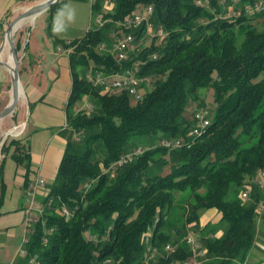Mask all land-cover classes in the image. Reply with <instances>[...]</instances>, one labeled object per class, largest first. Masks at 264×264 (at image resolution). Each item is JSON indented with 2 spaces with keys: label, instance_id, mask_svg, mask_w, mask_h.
<instances>
[{
  "label": "trees",
  "instance_id": "trees-1",
  "mask_svg": "<svg viewBox=\"0 0 264 264\" xmlns=\"http://www.w3.org/2000/svg\"><path fill=\"white\" fill-rule=\"evenodd\" d=\"M89 1L91 23L82 36L57 38L52 21L48 26L56 47L73 49L67 142L56 176L37 195L40 210L26 217L28 254L20 264L33 255L41 264H145L154 248L158 264L184 260L191 255L184 241L189 225L207 209L217 210L225 226L221 237L214 236L212 222L199 228L205 264L245 263L263 215L257 212L263 190H253L248 203L240 195L264 169V10L248 13L243 5L264 0H112L107 11L104 2ZM61 2L47 10L51 20ZM144 6L153 7L155 27L168 34L160 39L139 30L141 49L119 61L115 35ZM136 66L144 81L139 96L105 92L86 78L91 71L123 73ZM200 108L209 110L210 124L194 135ZM165 139L181 145L163 146ZM138 147L142 155L118 164ZM32 156L25 134L1 146L0 215L6 161L23 168L28 190L37 178H31ZM182 193L188 197L179 199ZM168 244L176 248L169 255Z\"/></svg>",
  "mask_w": 264,
  "mask_h": 264
},
{
  "label": "crops",
  "instance_id": "crops-1",
  "mask_svg": "<svg viewBox=\"0 0 264 264\" xmlns=\"http://www.w3.org/2000/svg\"><path fill=\"white\" fill-rule=\"evenodd\" d=\"M23 3L25 1L22 0H0V24L15 17V13L23 7ZM3 30L5 29L0 25V33ZM51 45L52 51L58 57L57 70L52 74L53 82L57 83L58 86L49 91L36 88L33 85H28L27 89L23 87L24 96L28 100L24 104L25 109L27 105L29 108L31 103H33V108L29 113L28 120L25 118L24 120L21 119L20 122L18 121L19 124H24L21 133L18 134L23 133L29 136L32 144V160L35 172L31 178L42 177L46 182H51L56 176L64 154L68 129L67 104L72 89L69 54L64 48L56 47L52 39ZM5 50L0 53V85L2 87L8 86L9 79L11 81L10 71L2 63L6 62L10 56L9 50ZM10 100L11 90L2 110L9 104ZM24 174L23 168L17 166L14 161L11 159L6 161L7 195L0 215V246L20 245V253L11 264H20L22 260L20 256H22L21 249L25 238L23 240L14 238V227L25 223L31 205V201L26 195L27 190L24 187ZM36 199L38 200L37 196Z\"/></svg>",
  "mask_w": 264,
  "mask_h": 264
},
{
  "label": "rangeland",
  "instance_id": "rangeland-1",
  "mask_svg": "<svg viewBox=\"0 0 264 264\" xmlns=\"http://www.w3.org/2000/svg\"><path fill=\"white\" fill-rule=\"evenodd\" d=\"M44 0H33L25 1L23 7L20 8L16 13L15 17L5 20L4 28H7L8 24L24 12L30 6L38 4ZM51 12H43L39 14L32 23L28 22L15 37V44L17 46L18 42L20 43V50L18 55L22 57L20 68L23 67V71L20 74L21 82L24 89L28 85H33L36 88H42L44 90H52L58 86L57 83L53 82L52 74L56 72L57 60L58 57L52 51L51 38L49 36V24L52 21L51 32L52 34L61 39L69 40L76 37L82 36L90 27L91 23V2L89 0L77 1V0H62L60 8L53 12V19L51 20ZM4 38V30L0 33V48L2 40ZM5 49V48H4ZM9 50V47H8ZM7 51V49L5 50ZM68 53V52H67ZM69 54V53H68ZM10 57V56H9ZM25 60V61H24ZM7 62V60H6ZM6 70V69H5ZM8 86L0 87V112L4 103H6L10 90H11V81L9 79ZM10 84V86H9ZM206 103L210 106V103L213 101L212 91H207L205 93ZM6 98V99H5ZM27 98L22 96L19 102V108L13 116L5 118L0 123V138L5 134L8 129L15 128L20 126L19 124L21 119L29 118V109L28 105L25 109V103ZM24 105V107H23ZM19 121V122H18ZM22 121V120H21ZM4 126V127H3ZM20 133L22 131V126ZM18 127V128H20ZM23 135H10L19 137ZM141 147V144H140ZM139 148V147H138ZM0 158H1V146H0ZM264 171V169L260 170ZM259 172V171H258ZM257 175V174H256ZM254 180L248 184V188L255 190ZM246 186L241 192L245 190ZM254 193V191H253ZM252 193V194H253ZM188 197L187 193H182L179 196V199H185ZM241 198V195H240ZM253 199L252 197L248 200ZM263 199L262 197L259 199ZM244 201V200H243ZM249 202V201H244ZM31 217H34L37 214L35 206L30 207ZM259 214V213H258ZM261 215V214H260ZM264 215V214H263ZM257 217V239L254 246L252 247L248 260L245 263L234 262L233 264H264V216ZM207 222H212L213 230L216 232L215 237H221L223 234V228L225 223L222 222L221 214L215 209L202 210L199 214V220L197 224L193 223L189 225V233L197 234L199 228L205 225ZM14 238L18 240H23L26 237V223H22L14 227ZM20 253V245L16 244L14 246L9 244L5 246H0V264H11ZM160 256L157 255L154 258V261H151V264H158Z\"/></svg>",
  "mask_w": 264,
  "mask_h": 264
},
{
  "label": "built area",
  "instance_id": "built-area-1",
  "mask_svg": "<svg viewBox=\"0 0 264 264\" xmlns=\"http://www.w3.org/2000/svg\"><path fill=\"white\" fill-rule=\"evenodd\" d=\"M96 1V0H93ZM104 2L106 7V11L111 8L110 2L112 0H100ZM201 4H204V0H198ZM232 2L237 5L241 2V0H232ZM243 9L245 11H252V13L260 12L264 10V1H258L254 3H246L243 5ZM96 24L102 26L105 23L103 16H98L96 18ZM123 29L120 30L119 34L115 35L116 41L113 48V53L119 61H127L129 59L130 53L139 51V45L136 43L137 36L136 33L139 30H144L146 35L156 36L160 39L164 38L168 33L165 30H160L159 27H155L154 22L152 21L151 14V6L143 7L142 9H138L132 15H128L124 21H122L120 25ZM140 44V43H139ZM102 48L106 47V44L103 43ZM73 49H68V53L72 52ZM139 67L136 66L132 69L126 70L123 73H112V74H103L102 72H88L86 74V78L93 82L94 85L100 86L104 89L105 92H122L127 91L129 94L133 96H139L140 92V84L143 81V78L137 76ZM85 107H92L91 104L87 102L84 105ZM194 127L192 133H201L203 131V123L205 121H210L209 110L207 108H200L195 111L194 114ZM163 146L170 148H177L181 145L180 140L174 139H165L162 142ZM145 150L143 148H137L132 153L128 154L127 157H123L118 161L119 165L127 162L128 160H132L134 157L138 155H142ZM46 181L42 177H38L33 184H31L26 192L28 200L31 201L30 207L35 206V210H40V203L36 199V196L41 191V189L45 186ZM254 184L260 190L264 191V171H259L257 175L254 177ZM246 186L245 190L241 192V198L243 200H248L251 198L253 190ZM65 213L67 212L64 210ZM257 212L259 214H264V197L261 199L257 206ZM35 217V216H34ZM26 241V237L24 242ZM185 243L189 246L191 255L184 260H176L170 264H205L207 260V247L204 244V241L197 235L193 233H189L184 239ZM176 250L171 244H168L165 247V253L167 255L173 253ZM158 250L156 248L153 249L152 253L146 255L145 264H151V261L157 257ZM27 250L24 248L21 249L22 257L27 256ZM28 264H40V260L37 255H33L30 257Z\"/></svg>",
  "mask_w": 264,
  "mask_h": 264
},
{
  "label": "water",
  "instance_id": "water-1",
  "mask_svg": "<svg viewBox=\"0 0 264 264\" xmlns=\"http://www.w3.org/2000/svg\"><path fill=\"white\" fill-rule=\"evenodd\" d=\"M59 0H44L38 4H35L33 6H30L27 8L24 12H22L20 15H18L16 18H14L5 28L4 30V38L1 44L0 53L4 50L6 46V39L10 35L12 29L15 27V25L20 22L23 19L34 17V19L41 13L47 11L50 7H52L54 4H56ZM9 52L10 56L12 58V64L10 65L8 62H2L4 66H6L11 75V100L9 104L0 112V123L7 117L13 116L14 113H16L20 99L22 97L21 92L23 90L21 78H20V63L22 60V57L18 55L16 44L14 39L9 40ZM30 112V107L28 108ZM17 135L15 133H12L11 130H8L5 132V134L0 138V146H2L5 142V140L10 135Z\"/></svg>",
  "mask_w": 264,
  "mask_h": 264
},
{
  "label": "bare ground",
  "instance_id": "bare-ground-1",
  "mask_svg": "<svg viewBox=\"0 0 264 264\" xmlns=\"http://www.w3.org/2000/svg\"><path fill=\"white\" fill-rule=\"evenodd\" d=\"M198 3L201 5V3L198 1ZM246 12H248V13H252V11H246ZM151 14H152V17H153V14H154V10H153V7L151 6ZM228 17V16H227ZM33 20H34V17H29V18H26V19H23V20H21L20 22H18L16 25H15V27L12 29V31H11V33H10V35L7 37V39H6V46H5V49H7L8 50V47H9V40L10 39H14L15 40V37H16V35L18 34V32L20 31V29H22L28 22H30V23H32L33 22ZM160 30H164L162 27H160ZM109 45V44H108ZM108 47V46H107ZM113 47V46H112ZM108 49H109V47H108ZM141 49V48H140ZM139 49V50H140ZM137 52H139V51H137ZM69 61H70V59H69ZM7 62L11 65L12 64V58H11V56L8 58V60H7ZM144 81H142L141 82V84L143 83ZM21 94H22V96H24V92L22 91L21 92ZM210 124V121H205L204 123H203V129H205L208 125ZM22 126V129H23V127H24V124L23 125H21ZM21 130V127L20 128H18V127H15V128H12L11 129V131H12V133H15V134H18V133H20V130ZM194 135H197V134H200V133H193ZM40 264H41V261H40Z\"/></svg>",
  "mask_w": 264,
  "mask_h": 264
}]
</instances>
